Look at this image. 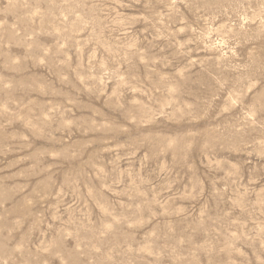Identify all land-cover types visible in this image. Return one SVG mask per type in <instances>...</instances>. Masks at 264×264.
<instances>
[{
  "label": "rangeland",
  "instance_id": "rangeland-1",
  "mask_svg": "<svg viewBox=\"0 0 264 264\" xmlns=\"http://www.w3.org/2000/svg\"><path fill=\"white\" fill-rule=\"evenodd\" d=\"M0 264H264V0H0Z\"/></svg>",
  "mask_w": 264,
  "mask_h": 264
}]
</instances>
